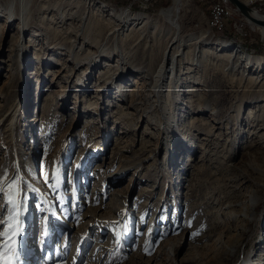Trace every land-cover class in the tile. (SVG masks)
<instances>
[{
	"label": "rangeland",
	"instance_id": "374dc122",
	"mask_svg": "<svg viewBox=\"0 0 264 264\" xmlns=\"http://www.w3.org/2000/svg\"><path fill=\"white\" fill-rule=\"evenodd\" d=\"M158 1L167 6L156 10ZM176 1L37 0L21 41L16 19L0 31V264H264L261 65L234 69L217 45L216 57L187 49L162 86L176 124L165 127L160 111L139 127L120 119L158 94L151 71L166 48L125 34L105 43L110 13L156 19ZM189 1L179 14L188 33L264 61L259 31L242 33L234 18L214 29L219 0ZM244 3L264 11V0Z\"/></svg>",
	"mask_w": 264,
	"mask_h": 264
},
{
	"label": "bare ground",
	"instance_id": "6f19581e",
	"mask_svg": "<svg viewBox=\"0 0 264 264\" xmlns=\"http://www.w3.org/2000/svg\"><path fill=\"white\" fill-rule=\"evenodd\" d=\"M35 2H37V0H4L3 5H0V9H3V13L6 15L7 23L3 26H1L0 24V31L6 30L9 20L16 19L20 21L19 23L21 31L19 41H21L22 36H24V34L28 31L27 20L30 19V17L32 16V6ZM242 2L244 3L245 0H242ZM182 5L192 6V2L189 0L185 2H183L182 0H177L173 7L162 10L156 19L144 16L143 14L132 13L127 9L112 10L110 13L111 16H114L115 20H112V22L110 23L111 28L107 32V35L105 37V43H108L111 38H113L114 43L117 44V37L123 36L125 34L124 38L133 41L135 45H139L143 41L149 42L150 40H153L154 42L158 39V37H160V39L163 40V43L166 48L165 56L160 65L158 66V69L156 71H151L153 73V83L150 84V86H152L153 90L158 91V94L150 93L151 95L148 96L146 100L144 98V101H142L140 104L138 103V106L136 105V111L140 112V118L138 119L136 118L137 115L135 114L136 111L134 109H130L128 111V114L124 111H122L121 113L119 111V114L121 115L120 119L125 118L126 120L132 121V124H134L135 126L138 125L139 127V122H141L142 117H147L146 114L149 112L150 116L148 117V120L151 119L153 121V119L155 118V115H152L153 112L158 113V111H160L158 114L161 113L163 117L161 115H159L158 117L161 122L163 121L165 127L170 128L179 120L178 111L177 109H174V103H172V94H165L163 92L162 86L164 85L165 79H167V74H172L174 72L177 60L179 58H183L182 56H184L185 51L187 49H190V52H196L197 50L202 49L203 56H215V52H210V47L213 45H217L220 49L219 51L224 50L231 53L230 55L234 61L233 64L235 65H232V68L235 69V67H242V65H247L248 68H254L257 65H261V71L264 72V61H262L260 57H253L250 55L242 54L241 52H238V50L235 49L230 42L228 43L227 41L214 40L212 37L207 35L208 33H188V27L181 21H179L180 6ZM43 7L46 8L45 6ZM55 7L47 10H54ZM255 15L256 17L263 19V17H261V14L258 11ZM156 21H163L165 23H168L169 26L167 30L158 32ZM247 23L251 26H254L264 35V27L255 24H250L249 22ZM123 24L125 25L124 27H128L129 24L127 33H124L122 29ZM205 48H208V50L206 51ZM103 53H105V51H102L101 55H104ZM202 55L197 56V58L202 57ZM138 70L144 72V67H135L134 64L129 65V71L131 73L133 71ZM130 72L126 73V75ZM262 77L264 78V73ZM123 78H125L124 75H122V77L118 79L122 80ZM103 80H106V77L103 78ZM108 83L113 84L114 81L110 82L109 80H106V84ZM156 104H159L160 107H157ZM139 119L140 121H138ZM261 188L262 187L255 188L252 194L247 197H251V201L248 199L247 209L243 211L245 215L244 217L247 220H253L255 218L254 214L257 212V207L259 206L261 200L260 193L262 189H264V187L262 189Z\"/></svg>",
	"mask_w": 264,
	"mask_h": 264
},
{
	"label": "built area",
	"instance_id": "2783aa9c",
	"mask_svg": "<svg viewBox=\"0 0 264 264\" xmlns=\"http://www.w3.org/2000/svg\"><path fill=\"white\" fill-rule=\"evenodd\" d=\"M212 15L211 21L212 28L217 29L219 27L224 26L230 18H234V26L235 28L239 29L242 33H244L245 27H250L247 23V20L241 16L240 13H237L231 4L226 0H219L212 6ZM257 10V9H256ZM259 13L264 14V11L257 10ZM252 30L259 31L254 26L251 27ZM260 32V31H259ZM261 33V32H260ZM262 34V33H261ZM264 37V35L262 34Z\"/></svg>",
	"mask_w": 264,
	"mask_h": 264
},
{
	"label": "water",
	"instance_id": "95a60500",
	"mask_svg": "<svg viewBox=\"0 0 264 264\" xmlns=\"http://www.w3.org/2000/svg\"><path fill=\"white\" fill-rule=\"evenodd\" d=\"M148 1V0H146ZM233 7L250 23L255 24L261 27H264V15L261 14V17L263 19L256 17L257 11H255L253 8L249 7L245 3H243L240 0H228Z\"/></svg>",
	"mask_w": 264,
	"mask_h": 264
},
{
	"label": "trees",
	"instance_id": "16d2710c",
	"mask_svg": "<svg viewBox=\"0 0 264 264\" xmlns=\"http://www.w3.org/2000/svg\"><path fill=\"white\" fill-rule=\"evenodd\" d=\"M167 6V4H165V3H163L162 1L160 2V1H158L157 2V5H156V10H160V9H162V8H164V7H166Z\"/></svg>",
	"mask_w": 264,
	"mask_h": 264
},
{
	"label": "snow or ice",
	"instance_id": "6c2138e0",
	"mask_svg": "<svg viewBox=\"0 0 264 264\" xmlns=\"http://www.w3.org/2000/svg\"><path fill=\"white\" fill-rule=\"evenodd\" d=\"M4 264H12V261H11V260H6V261L4 262Z\"/></svg>",
	"mask_w": 264,
	"mask_h": 264
}]
</instances>
